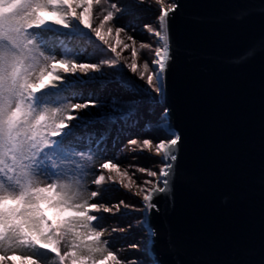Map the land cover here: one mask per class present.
I'll return each mask as SVG.
<instances>
[{"label": "snow or ice", "instance_id": "obj_1", "mask_svg": "<svg viewBox=\"0 0 264 264\" xmlns=\"http://www.w3.org/2000/svg\"><path fill=\"white\" fill-rule=\"evenodd\" d=\"M152 2L0 0V264H159L148 249L156 232L146 214L157 208V197L172 191L181 135L164 108L141 129L153 135L129 139L114 155L108 148L109 140L115 148L122 135L139 126L142 104L153 114L166 90L176 0H154L159 14L139 29L152 42L130 34L138 30L133 21L119 24ZM249 14L244 9L237 18ZM258 47L264 51V39ZM256 51L254 45L235 59L247 62ZM91 82L101 83L98 92L84 91ZM109 84L136 99L105 96ZM105 121L108 127L98 134L77 133ZM125 148L159 157L155 168L123 167L119 157ZM137 173L146 178L134 179ZM109 185L139 197L140 205L104 203ZM122 209L124 216L141 212L145 217L112 231L142 226L147 260L122 259L121 250L104 239L108 229L99 214Z\"/></svg>", "mask_w": 264, "mask_h": 264}, {"label": "water", "instance_id": "obj_2", "mask_svg": "<svg viewBox=\"0 0 264 264\" xmlns=\"http://www.w3.org/2000/svg\"><path fill=\"white\" fill-rule=\"evenodd\" d=\"M176 3L158 105L181 141L172 191L146 214L148 249L159 264H264V0Z\"/></svg>", "mask_w": 264, "mask_h": 264}, {"label": "rangeland", "instance_id": "obj_3", "mask_svg": "<svg viewBox=\"0 0 264 264\" xmlns=\"http://www.w3.org/2000/svg\"><path fill=\"white\" fill-rule=\"evenodd\" d=\"M169 2V0H166ZM159 14L158 6L155 5L154 0L150 4H145L137 9L129 15L123 17V19L119 22L120 26H123L128 21H133V26L136 27L137 31H131L130 34L136 37L138 41H145V42H152V38L150 35L144 31H139L140 28L144 24L152 23L155 17ZM121 36L123 37L124 34L122 33ZM123 55L128 56L130 55L129 52L123 53ZM150 55V54H149ZM143 59V53H142ZM111 71V70H108ZM128 75H132L130 72ZM140 83H143L141 81ZM101 88V83L98 82H91L89 83L84 91L88 92L89 90L93 92H98ZM103 94L105 96H121L125 100L136 99V97L131 96L125 93L118 85L116 84H109L107 87L103 89ZM91 112L96 113V109H90ZM161 107L159 105L155 106V111L153 114L148 112V105L142 104L139 108L138 115L142 117L140 120V124L136 128H132L128 130V135H122L120 138V144H118L115 148L111 147V141L109 140L108 148L110 149L109 155L116 154L122 147V145L126 144L127 141L134 137L145 138L147 136L153 135L152 133L143 132L144 122L146 120L155 121L161 115ZM83 114V113H81ZM108 127V122L105 121L104 123H94L89 125L86 128L78 129V135H85L89 132L96 131L97 134L106 129ZM113 134H115V125H112ZM132 157H136V159H132ZM159 158L152 156L148 152H132L129 151L127 148L120 154L119 161L123 167H127L129 164H138L143 167H153L155 168L156 162ZM131 172L132 169H129ZM93 177L89 176L88 180L90 181ZM146 177L142 174L137 173L134 179L138 181L141 179H145ZM94 187V186H93ZM109 191L104 194L103 201L106 204H113L117 203L120 200H124L126 203L129 204H136L140 205L141 200L139 197L133 196L130 192L123 189L118 185H109ZM125 210L122 209L121 212L116 213V215H112L111 213H100L104 217L103 220V227L107 228L108 230L105 232L104 239L109 240L115 246V249H120L121 251L118 252V255L123 259L124 257H128L131 260H147V256L145 255V245L148 242V235L147 233L142 230L141 227H132L125 232H113L112 228H127L129 224H135L137 219H143L144 213L141 212H131L128 216H124L123 212ZM131 244H139V249L128 248V245Z\"/></svg>", "mask_w": 264, "mask_h": 264}, {"label": "trees", "instance_id": "obj_4", "mask_svg": "<svg viewBox=\"0 0 264 264\" xmlns=\"http://www.w3.org/2000/svg\"><path fill=\"white\" fill-rule=\"evenodd\" d=\"M46 18L51 19L50 16H48V17H46ZM77 43H79V42H77ZM49 215H51V212L49 213ZM20 254H21V253H18L17 255H20Z\"/></svg>", "mask_w": 264, "mask_h": 264}, {"label": "bare ground", "instance_id": "obj_5", "mask_svg": "<svg viewBox=\"0 0 264 264\" xmlns=\"http://www.w3.org/2000/svg\"><path fill=\"white\" fill-rule=\"evenodd\" d=\"M169 2H170V0H169ZM160 99V98H159ZM163 111V110H162ZM159 158V157H158Z\"/></svg>", "mask_w": 264, "mask_h": 264}]
</instances>
